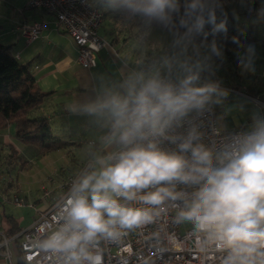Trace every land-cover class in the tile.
<instances>
[{"label":"clouds","instance_id":"obj_1","mask_svg":"<svg viewBox=\"0 0 264 264\" xmlns=\"http://www.w3.org/2000/svg\"><path fill=\"white\" fill-rule=\"evenodd\" d=\"M158 32L138 42L141 59L102 94L70 108L104 130L90 170L71 185L31 252L59 264H105L102 244L153 223L165 205L190 224L201 254L221 264H264V101L237 97L217 73L227 43L241 74L256 73V46L228 36V17L264 25V0H94ZM158 51L145 63L144 53ZM217 109L220 111L217 112ZM238 117L242 127L232 129Z\"/></svg>","mask_w":264,"mask_h":264},{"label":"crops","instance_id":"obj_2","mask_svg":"<svg viewBox=\"0 0 264 264\" xmlns=\"http://www.w3.org/2000/svg\"><path fill=\"white\" fill-rule=\"evenodd\" d=\"M9 9L10 12L15 13L13 16L16 17V20L9 30L5 28V22L8 19L0 14V41L5 45H10L17 59L28 64L40 90L49 93L43 104L36 109V114L46 115L51 120V127L54 125L59 132L58 135H55L66 138L69 142L68 147L73 145L76 151L81 150L82 146H87L85 151H88L92 158V153L101 147V137L104 135V130L95 125L92 118L73 114L70 108L82 104L88 99H94L97 95L102 94L104 88L119 81L121 74L127 71L125 61H128L129 66H132L135 61L141 59L142 53L138 47V42L151 41L155 33L152 36L144 37L142 28L138 27L137 24L126 23L111 13H102L103 20L98 29V34L106 44L97 52L96 64L87 68L78 64L76 61L77 47L73 39L55 27L51 15L39 8L29 7L28 0H10ZM32 21H44L46 25L36 39L26 44L17 26L22 22ZM238 23L252 33L253 39L250 44L256 46V73L255 75L251 73L242 75L233 53L229 51L227 59L233 61H228V64L238 68H236L235 73H226L222 87L230 90L229 102L235 101L237 97H250L264 101V25L247 23L244 13H241V20ZM151 58L155 57H151L148 51L144 53L145 63ZM219 111L217 109V112ZM238 119L240 123L234 124L231 116L227 118L230 128L242 127L247 117L240 116ZM6 129L8 130L7 133H5ZM6 129L0 132V142L3 145L11 146L15 152V145L19 142L11 137L10 128ZM73 160L74 157L70 158L64 163V166L55 170L58 176L66 174V168L74 162ZM90 162L74 163L71 171L76 176L82 172L85 175L90 170ZM60 184L61 180L50 191L51 197L61 193ZM42 192L43 190L32 202L34 215L29 218H17L14 214L6 213L3 203H1L0 244L3 235H8V216L14 218L19 228H22L29 225L45 208L48 202L46 203V200L41 198ZM15 195L20 196V193H14L13 197ZM8 248L10 260L18 263L17 244L11 242ZM4 251V246L0 245V264H7Z\"/></svg>","mask_w":264,"mask_h":264},{"label":"built area","instance_id":"obj_3","mask_svg":"<svg viewBox=\"0 0 264 264\" xmlns=\"http://www.w3.org/2000/svg\"><path fill=\"white\" fill-rule=\"evenodd\" d=\"M28 6L51 15L55 27L73 39L77 47L78 64L87 68L96 64V54L106 42L98 34L103 20L102 12L91 0H28ZM45 25L44 21L22 22L17 29L27 44L38 37ZM83 174L65 177L60 184L61 193L55 197L44 191L41 198L48 203L38 216L13 234L3 235L0 245L5 248L7 264H26L25 254L31 251L28 245H34L44 235V230L50 226L51 216L69 194L72 183ZM13 201L16 205L21 204L19 197H13ZM175 213L176 209L165 205L153 223L130 232L118 244H102L105 264H221L222 254L205 255L197 251L191 225L173 224ZM11 242L17 244L20 257L18 263L10 260L8 245ZM31 254L32 264H59L56 257L39 252Z\"/></svg>","mask_w":264,"mask_h":264},{"label":"trees","instance_id":"obj_4","mask_svg":"<svg viewBox=\"0 0 264 264\" xmlns=\"http://www.w3.org/2000/svg\"><path fill=\"white\" fill-rule=\"evenodd\" d=\"M227 26L229 37L237 36L242 42H252L251 31L242 27L231 15ZM234 46L230 41L227 43V48ZM48 95L40 90L28 64L18 60L11 46L0 41V132L9 127L11 137L24 146H31L36 156L66 149L69 143L66 138L52 132L51 120L46 115L29 116ZM73 165L74 162L66 168V177L76 176L71 171ZM7 223L8 235L19 229L11 216L7 217Z\"/></svg>","mask_w":264,"mask_h":264},{"label":"rangeland","instance_id":"obj_5","mask_svg":"<svg viewBox=\"0 0 264 264\" xmlns=\"http://www.w3.org/2000/svg\"><path fill=\"white\" fill-rule=\"evenodd\" d=\"M91 2L95 5L94 0H91ZM9 3L10 0H0V14H3V17L8 19L5 22V28L10 30V28L13 27L16 17L13 16L15 14L13 11L10 12ZM154 33L155 36L153 34L151 41H162V37L159 33ZM232 48L233 47L227 48L229 50L226 51V57ZM148 52L151 57L156 58L158 55V51L154 52L149 50ZM153 59L154 58L148 59L147 62ZM228 61L233 60L226 59V62L217 73L218 78L222 79L223 83L226 73H235L236 68H238L235 65L228 64ZM36 113V110H33L30 112L29 116L34 117ZM7 131L6 129L5 133H7ZM52 132L56 135L59 133L54 125H52ZM85 148H87V146H82V149L80 148L81 150L75 151L76 148L70 145L67 149L54 150L45 155L35 156L31 146H24L16 143V151L14 152L11 146L3 145V143L0 142V211L1 203H3L6 213L14 214L17 218L32 217V215H34V208L31 204L38 197L40 192L43 190V192L48 191L50 193L56 184L66 177V174L58 176L55 172L56 169L64 166V163L73 157L74 163L84 164L91 161L92 158L88 151H85ZM17 192L20 193V196H15L21 197L20 205H16L13 201V194ZM183 227L184 226H182V228Z\"/></svg>","mask_w":264,"mask_h":264}]
</instances>
